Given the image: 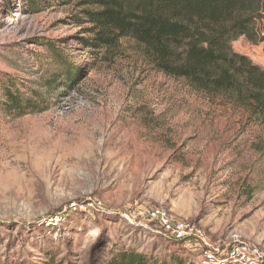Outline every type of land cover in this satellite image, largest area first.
<instances>
[{
	"label": "rangeland",
	"instance_id": "1",
	"mask_svg": "<svg viewBox=\"0 0 264 264\" xmlns=\"http://www.w3.org/2000/svg\"><path fill=\"white\" fill-rule=\"evenodd\" d=\"M78 2L0 0V101L13 85L45 103L0 105V264H106L120 250L203 264L235 239L264 248V124L155 69L132 38L83 45ZM232 46L264 68V41ZM68 65L79 73L64 87ZM156 207L189 225L181 242Z\"/></svg>",
	"mask_w": 264,
	"mask_h": 264
},
{
	"label": "trees",
	"instance_id": "2",
	"mask_svg": "<svg viewBox=\"0 0 264 264\" xmlns=\"http://www.w3.org/2000/svg\"><path fill=\"white\" fill-rule=\"evenodd\" d=\"M78 5L91 24L92 37L82 40L83 45L99 48L132 38L155 69L264 124V68L232 46L241 36L254 43L264 41V0H79ZM74 73L68 65L62 86L76 83L79 70ZM10 86L0 101L8 113L21 116L45 108L37 90L28 94L11 91ZM43 264L62 263L49 255ZM106 264L192 263L175 255L156 260L135 250H120Z\"/></svg>",
	"mask_w": 264,
	"mask_h": 264
},
{
	"label": "built area",
	"instance_id": "3",
	"mask_svg": "<svg viewBox=\"0 0 264 264\" xmlns=\"http://www.w3.org/2000/svg\"><path fill=\"white\" fill-rule=\"evenodd\" d=\"M149 215L171 239L182 240L190 231L189 225L184 220L172 217L162 207L153 208ZM201 255L203 264H223L229 261L236 264H264V248L239 239H235L224 248L205 249Z\"/></svg>",
	"mask_w": 264,
	"mask_h": 264
}]
</instances>
